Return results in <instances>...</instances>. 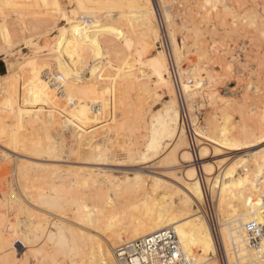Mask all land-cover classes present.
<instances>
[{
  "label": "bare ground",
  "instance_id": "1",
  "mask_svg": "<svg viewBox=\"0 0 264 264\" xmlns=\"http://www.w3.org/2000/svg\"><path fill=\"white\" fill-rule=\"evenodd\" d=\"M43 1L44 3H51L55 6L54 8L56 10L61 9L60 0ZM75 2L77 5L76 8L69 12L67 25L62 27L64 38L57 41L58 49L43 55L33 54L32 56L19 57L17 61L10 65L7 73H0V100L6 105L0 108V134L2 132L3 135L6 134L8 137L5 138L6 140L4 142L8 143L7 145H10L13 151L20 149L23 151L24 149L36 157H59V153L56 151L61 147L64 150V148L70 145L72 149H77L79 154L84 151L87 155H78L80 159L82 157V160L87 159V162L90 160L91 162L101 164L112 161L115 163L122 162L123 164V161L126 163V161L133 162L139 160L141 162L146 161L145 163L147 165H145V168H152L160 159L163 162L173 159L178 163L180 160L184 161L189 164V167L181 168L174 172L172 175L176 179L172 181L168 179V181L170 180L168 183L161 181L165 175L159 171V173L148 171L153 174L154 178L151 175L153 179L150 183H146L144 187H142L145 184L144 181L146 179L148 180L143 175L144 172H135L133 176L125 174L124 177L115 179L110 169L97 167L96 169L86 170L82 185H76L75 182L69 185L60 183L54 184L51 192L41 190L28 191L27 196L29 195V199H34L40 204L56 211H62L67 204L79 201L78 196L80 197L82 195V205L80 206V214H78L82 218V221L85 220V222L91 223L92 225L100 220L104 206L106 209L114 206L117 203L118 197L126 194L123 190H129L131 192V200L133 201H130V198L129 201L133 205L138 203L139 199H141L140 196H142L145 190L144 195L145 193L147 194L148 188L150 189V193L148 194L151 196L150 200H153L151 201L152 204L150 203L151 206L148 205L150 207H147L146 210L145 208H139L142 206L140 205L141 203L139 204L140 206L135 205L134 207L132 204H129L128 207L131 206L130 211L128 209L129 212L127 210L123 211V217L126 213L128 218L125 217V220L129 219L127 220L128 222L125 223V221V224L119 223V225L115 220V222L104 224L105 226L100 229L99 237L92 233L93 231L90 227L85 228V233H81L80 228L79 231L78 229L75 230L73 226L68 225L70 222L67 223L66 221L67 224L53 222L55 226H53V230L51 228L52 226H48L52 219H43V221L41 220V225L38 226L35 224L37 225L35 227H40L38 233L34 234L36 232L35 227H32L34 228L35 232L33 231V234L35 236L33 238L30 237L29 241L26 240L27 243L30 242L28 248L30 247L34 253H39V256L43 252L45 258L52 259L53 262L50 261L52 264H128L119 256V250L126 248L129 243L160 230L172 228L178 234L183 251L188 256H192L195 262L198 264H221L216 238V236L218 238L219 236L213 231L206 216L204 210L206 194L202 180L198 177V167L194 165L196 160L201 161L205 158L202 154L204 153L202 151V145L206 143L201 140L197 143L199 154L196 159L189 142L190 137L188 136L185 120L183 119V109L176 89L177 87L174 85L169 57L164 49L156 47L157 42L162 39L163 34L160 24L156 25L158 19L156 20L157 11L153 5L154 2L152 0H128L136 11L134 13L135 15L129 17V24L134 23L135 27H141V29L139 28L140 35H142L141 39L144 41L142 45L138 42L137 45L135 44V47L133 45L134 40H132L130 34L128 35L126 33L128 32L127 30L123 32L111 23H108L110 19H113L112 17H107V22L99 27L95 22V20H98L97 12L90 8V6L88 7L85 4V0H75ZM206 2L211 3L213 8H217V4L221 3L223 8L217 9L216 12L214 9L213 21L210 25L208 24L210 41L207 40V42L203 36L207 32L206 28V31L199 29V31H195L196 33L194 32L193 45L196 46V57L199 58L200 62L203 61V63H212L210 61L214 63L216 61V63H220L223 66V69H221L227 72L231 68L232 62L235 63L234 61H237L239 64L243 63V61L239 60L238 54L236 55L233 52L234 48L232 46L235 41L230 36L235 34L239 35V29L246 24H248V27L252 25L253 28V24H257L258 20L264 24V15L257 8L250 9L251 5L248 7L249 9L245 7V10H239V8L237 9V2L234 3L232 1L231 4V0H206ZM247 2L249 1L247 0ZM261 4L263 6V3ZM227 16H231L229 19H232L230 26H227ZM2 17L0 18V55H7L15 45L16 41L14 42L13 40L16 38V40H19L21 37H19L20 34L17 32L18 28L10 26L8 19ZM90 17L95 19L93 24H88L86 21ZM164 17L169 22L170 16L167 12H164ZM124 19L127 20L126 18ZM43 20L40 23H35L36 21L32 22V24L35 25L34 28H39L41 30L40 32L46 33L56 22L54 19H46V25H44L42 23L44 22ZM126 22L128 24V21ZM239 22L240 24H238ZM121 31L123 32V34L121 33L122 36L120 35ZM130 31L133 32L134 30L132 31L131 29ZM14 37L16 38L14 39ZM169 37L174 53V61L179 63L180 68L181 59L184 55L179 48L172 28L169 29ZM228 37H230L229 39L231 41ZM236 38L238 39V37ZM254 41L256 42V40ZM260 44L259 47L261 46ZM123 45L127 50L129 49L131 51L125 53ZM132 46L134 49L131 48ZM256 48L258 47L256 46ZM245 51H247V48H245ZM129 53L133 58L130 59L133 61L129 59ZM187 53L189 52L187 51ZM254 57L258 56L255 55ZM245 60L247 59L245 58ZM200 62L199 64H202ZM86 66H88V79L87 77L86 79H81L78 71L83 67L86 68ZM109 69L113 71V74L106 73L110 71ZM196 70V72H193L195 80L189 77V73H186V78L182 75L184 73L181 74L180 90L183 96L185 95L184 104L189 112L190 110L192 111L194 106L193 98L196 94L195 87L199 86L203 76L207 75V78H211L212 80V78L219 75L213 64L210 67H205L203 64V66H199ZM138 71H140V74ZM140 77L144 78L141 79ZM203 82L206 81L204 80ZM248 85L241 95V100L237 101L238 104L247 105L249 100L255 103L261 101V96L263 95V88L259 87L261 85L255 84L254 86L253 84V89ZM193 86L194 88H191ZM202 87L204 86L202 85ZM130 89H135L134 91H136L134 98H136L137 102L135 101L134 104L131 101L132 97L129 99L131 95L130 91H132ZM157 89L161 90V97L162 94H167L168 98L165 101H163L164 99L162 100L163 106H161L163 108L160 106L161 111L159 112V109L158 113L153 114L150 112L151 108H149L151 105H148L149 107L147 106L148 108H146L145 105L143 106L141 104V106L138 104L141 101L146 102L144 100L148 96L154 97V95L159 94ZM251 90L254 96H252ZM211 99L213 101L215 100L214 97ZM152 103L150 102V104ZM223 103L226 102L223 101ZM132 104L135 108L140 106V108H145L140 110H138L139 108L136 110L133 108L134 115L130 116L128 115V111H132L133 113V110L130 108ZM1 110L7 111L11 117L16 118L18 124L16 130L22 127H32L33 131L29 129V131H32V136L29 135V131H25L27 133L22 136V133H17L19 130L16 131L14 129V132L13 128L12 131L8 130L10 132L5 131V122H2L3 113ZM109 116L113 120V126L111 128L114 130H112V133H109L111 130L106 126L107 129H104L108 134L100 140L96 139L95 133L87 131L84 128V125L105 119L108 120L107 118ZM192 116L191 121L193 127L199 131L196 118ZM228 118L229 116L227 114L222 116V120L224 121ZM24 120L27 121L29 126H25L26 122ZM53 126H56V129L58 128V135L56 134V138L58 139H55V141L52 140L51 142L50 140L49 142H43L42 138L37 136V133L40 129L46 132ZM132 126L138 131L140 129L145 130L143 136L148 135L146 143L143 142L146 148L141 149L140 146L136 148L135 145V148L129 146L127 149L124 146L126 153L118 154L123 156L115 157L117 154H114L115 151L113 153L109 152L108 148H106L107 145L99 147L101 146V143L99 144L100 141L103 143L111 142V139L113 140L114 137L117 138L116 136L119 135L120 130L125 127L133 129ZM210 130H212V134L209 133V136L211 135L210 137L219 146L213 148L214 158L209 162H203L201 170L205 174L206 184L210 185L213 201L214 194L216 195L215 214L221 235L219 240L223 244L226 261L228 264H264V249L258 250L251 247L246 232V224L249 221H264V148H258L264 144V141L257 139L260 135L264 134V120L259 122L254 130H248L244 127L240 136L231 135L225 123H214ZM67 131L71 132H69L71 137L70 141L67 140L70 138H67V134L69 135ZM124 131L127 132V130ZM137 133L139 135V132ZM138 135H135V137ZM44 139L46 138L44 137ZM113 142L116 143V141ZM239 145H241L242 152L244 153L243 155L240 153L241 156L239 153L234 155L235 152H233V150H237L234 148ZM83 146H88L89 148L82 150ZM224 149H230V152L226 156L222 155L225 154ZM77 150L75 151L76 153H78ZM61 155L62 153H60ZM219 157H221V162H228V167L224 172L222 171V175H214V166L217 164L218 161L216 160ZM157 158L160 159L155 161L154 159ZM178 159L180 160L178 161ZM80 170L81 168H76L74 171ZM78 179L77 176V179L74 180ZM131 180H133L131 183L135 180H142L140 182L144 184L140 187L133 186V184L129 185ZM125 181L128 182L125 183ZM113 184H115V191L111 187ZM107 187L109 189L112 188L113 193H111V189L109 190V192L111 191L110 193L107 191L105 193L103 190ZM156 188H158L157 192L159 190L161 192H154ZM87 189H89L90 194L86 195L85 191L87 192ZM142 189L145 190L141 194ZM135 195L136 198H134ZM138 195H140L139 198ZM129 196L131 195L129 194ZM88 198L92 201V203L90 202L91 205H88L89 203L86 202ZM0 203L3 204L1 201ZM136 207H138V210H136V214H133L135 210L132 211V209H137ZM140 209L141 212L143 210L144 212L138 213L137 215V211ZM14 232L17 233L16 230ZM10 237L12 236L6 237L2 233L0 235V264H25L19 260L22 258L20 254H16L17 249L14 246L15 239H11ZM46 241H51L48 244L53 243V245L51 244L49 246L51 247V251L48 250V247L47 249L44 247ZM117 244L119 245L117 246ZM86 245L89 246V249L88 247L84 249ZM43 258L44 256L41 259ZM43 260L46 261L47 259Z\"/></svg>",
  "mask_w": 264,
  "mask_h": 264
},
{
  "label": "rangeland",
  "instance_id": "2",
  "mask_svg": "<svg viewBox=\"0 0 264 264\" xmlns=\"http://www.w3.org/2000/svg\"><path fill=\"white\" fill-rule=\"evenodd\" d=\"M10 1H12V2H10ZM14 1H16V2H14ZM87 1H89V0H85V4L88 7L90 6V8L94 9L98 15L97 21L95 19H93L92 17L88 18L86 20L88 24H93L94 20H95L96 24L99 25V27H100L103 23L107 22V20H106L107 17H112L113 19H110L111 21L109 20L108 23H111L112 25L117 27L119 30H122L123 32L124 31L126 32V30H127L129 33L128 32H126V33L128 35L130 34V37H132V40H134V44H133L134 47L138 44V42L140 45H142L144 43V41L141 39L142 35H140L141 34L140 33L141 27L139 25H138L139 26L138 28H137V26L135 27L134 23H133L134 25L129 24V17L131 15H135L134 13L136 11L134 10L135 8L130 5L128 0H90L89 2H87ZM152 1L154 2L153 5L157 11L156 20L157 19L158 20L157 21L155 20L156 25L160 24L161 29H162V34H163L162 39H160L157 42L156 47H159L160 49H164L166 51L168 57H169V60L171 58L172 62H175V63H173V67L174 66L175 67H174V71L172 70V74H173V78H174L173 79L174 85L177 87L176 89L178 91V95H179V99H180L181 104L185 103V95L183 96V94L181 93V90H180V84H181L180 81H181V74L182 73H184V74H182L183 77L186 75V73L187 74L189 73L188 74L189 77L195 80L193 72L194 71L196 72L197 71L196 69L199 66H203V64H204L205 67H210L213 64L215 70L218 71V74H219L215 78H212V80H211V78L210 79L207 78L208 77L207 75L203 76L202 81L205 80L206 82L202 83V81H201L199 86L197 84L198 87H195L196 94L193 98V100H194L193 109H192V111L190 110V112H189L188 109L186 108L187 112H185V115H183V117H184L183 119L185 120L187 131H188V136L190 137L189 142L191 144L192 152L194 153V156L196 159L198 158L197 155L199 154L197 143H199V140L206 143V144L202 145V151L204 152L202 154L204 155L205 158H203L201 161L196 160L194 162L195 163L194 165H196L198 167V171H199L198 177L201 178V180H202V184H203L204 191L206 194L205 205H204V210L206 212V216L210 222V225H211L213 231L217 233L219 238H221L216 215L215 216L212 215V209L213 208H214V210L216 209V202H217L216 197H215L216 195L214 194V201H213V199H212L213 196L211 194V188H210L209 184L208 185L206 184L207 182L205 179V174H204L203 170H201L202 169L201 165L203 162H209V161H211L212 158H214L213 148L216 146H219V145H217V142L212 137H210L211 135L209 136V133L212 134V130H210V129H212V126L214 123H218V124L225 123V126L227 127V129L231 135L240 136L242 134L244 127L247 128L248 130H254L257 127L258 123L264 120V99H263L264 98V54H263L264 53V43H263V41H264V24H262L260 20H258L257 24L256 23L253 24L254 28L252 25H251L252 26V28H251V26L248 27V24H246L242 28L239 27L240 29H239L238 34L240 36L237 34L230 36L232 39H234L233 41H235V43L233 42L234 45L232 46V48H234L233 52H234V54L236 53V55L238 54L239 60L243 61L244 64L243 63L239 64L237 61H234L235 63L232 62V66L228 70L229 72L228 71L226 72L225 70H222L223 66L220 63H216V61L214 62L215 64L213 63V61H210L212 63H205V62L203 63V61L200 62L199 58L196 57V54H197V53H195L196 46L193 45L194 44L193 43L194 42V35L197 32V30L199 31V29H202L203 31H206V29H207V32H205V34L203 36H204V39L206 41L207 40L210 41V34H209L210 32L208 30V27L213 21L212 17L214 18V13L216 12V10L219 8L220 9L223 8L221 3H219L220 5L217 4V6H218L217 8H215V7L213 8V5L209 2H206V0H152ZM232 1L234 3L237 2V0H235V1L231 0V4H232ZM242 1L240 3V0H239L236 3V4H238L237 9L239 8V10H245V7H247V9H249L248 7L251 5L250 9L257 8V10H259L260 13L263 12L262 15H264V0H252L254 2H252L250 0H248L249 2H247V0H245V1L242 0ZM261 3H263V6ZM0 4H1L0 5L1 6L0 18L3 16L4 18L8 19V24L10 26L17 27L18 28L17 32H19V34L21 35V36L19 35V37H21L19 40H16L17 39L16 37H14V39L16 38L15 40L12 39L14 42L15 41L16 42H15V45L12 47L9 54L0 55V73H3V74L8 72L10 65L13 62L17 61L19 59V57L32 56L33 54L43 55V54H47L53 50L58 49L57 41H60L64 38L63 37L64 34L62 33V29H63L62 27H65V25H67L69 12L71 10L75 9L77 6L75 0H60V7H61L60 10H56L54 8L55 6H53L51 3L49 4V2L44 3L43 0L42 1L41 0H9V1L8 0H1ZM211 8H213V9H211ZM214 9H215V12H214ZM46 12H47V14H46ZM164 12H167L170 16V19H169V22L171 24L170 26H169V22H167V20L164 17ZM49 13L50 14L53 13V14L50 15ZM51 17H53V18H51ZM33 18H35V19H33ZM124 18H126L127 20H125ZM229 18H231V16H229L227 19V23H228L227 26L228 25L230 26V23H232V21H231L232 19H229ZM46 19H50V20L54 19L56 22L50 28V30H48L46 33L45 32L43 33V32H40L41 30H39V28H34L35 25L32 24V22L36 21L35 23H40V21L43 20L44 22H42V23L44 25H46V23H45ZM117 20H118V22H117ZM126 21H128V24ZM43 24H41V25H43ZM238 24H240V22ZM127 25H129L130 27L132 25L133 26L130 28ZM195 25H196V27H195ZM31 27H32V29L33 28L34 29L32 30ZM256 27H258V28L256 29ZM125 28H127V29H125ZM168 28L169 29L172 28L174 30L179 48L181 49V51L183 52V55H184V56L182 55L183 57L181 59L180 68H179V63L174 61L175 58H174L173 49H172L171 43H170L169 29ZM195 28H197V29H195ZM131 29H132V31L133 30L134 31L131 32L130 31ZM248 29L249 30L251 29V30L249 31ZM49 31H51V32H49ZM122 31L120 32L121 36L123 34ZM38 32H39V34H38ZM126 33H124V34H126ZM249 34H251V35L249 36ZM245 36H247V37H245ZM43 37H45V38H43ZM230 37H228V39ZM236 37H238V39ZM226 38H227V36H226ZM243 38L244 39L246 38V39L244 40ZM259 38H262V39H259ZM257 39H259V40H257ZM254 40H256V42ZM259 43H261L260 47H259ZM256 46L259 49L256 48ZM123 47H124L123 50L125 53L131 51L129 49L127 50V48L124 45H123ZM131 48H133V46ZM245 48H247V51H245ZM133 49H132V51H133ZM187 51L189 53H187ZM259 53H260V55H259ZM145 54H147V53H145ZM255 55L258 57H254ZM244 56H246V57H244ZM128 57H129V59L132 58L130 53H129ZM245 58L247 60H245ZM131 61H133V60H131ZM198 61L202 64H199ZM135 64H137V63H135ZM232 68H233V70H232ZM80 70H82L83 73H81L82 71L80 72ZM80 70L78 71V73H80L79 76L81 77V79H86V77L88 79V73H87L88 72V66H86V68L83 67ZM142 70H144V68H142ZM178 70H179V72H178ZM139 72L140 71H138V73ZM106 73L113 74V71L110 70V71H107ZM179 73H180V75H178ZM186 77L187 76H185L184 78H186ZM140 78L143 79L144 77H140ZM207 79H208V81H207ZM248 81H251V82H248ZM252 83L254 84V86H255V84H258V85L260 84L261 86H259V87L263 88L262 89L263 95L261 96L262 102L260 101V102L255 103V102H252L251 100H249L247 105L246 104H238L237 101L241 100V98H242L241 95L243 94L245 87L249 84L251 86L250 88H252V86H253ZM202 85L204 87H202ZM191 88H194V86ZM196 89H197V91H196ZM130 90H132V89H130ZM134 90H132L133 92L130 91L131 95L129 97V99L132 97L131 101L133 102V104L135 103V101L137 102L136 98H134V96L136 95L135 94L136 91H134ZM157 91L159 92V94L154 95L155 98L153 96L152 97L148 96L144 100L147 102V104H146V102L141 101L140 104H138V105H141V104L143 106L145 105L146 108H148L151 105V107H149V108H151L150 112H152L153 114L158 113V110L163 106L162 103H163V101H165L168 98V95L162 94V97H161V93H162L161 90L157 89ZM251 94H252V96H254L252 90H251ZM212 97H214V99H215L214 101L211 99ZM152 98H154V99H152ZM149 99H150V101H149ZM222 99H224V100H222ZM151 100L154 102L152 103ZM223 101H225L226 103H223ZM2 102L3 101L0 100V108H3L6 106ZM150 102L153 104V106H152V104H150ZM133 104H132V106L130 105L131 110H133V108H135V107H133L134 106ZM224 104L226 107L224 106ZM140 107H136L134 110H136L138 108H139L138 110L145 108V107H143V108H140ZM134 110H133V113H132V111L131 112L128 111V113H129L128 115H130V116L134 115ZM1 111L3 113V114L1 113L3 116L2 122H5L4 123V127L6 128L5 131L7 130V132H10L8 130L12 131V128H13V130L14 129L16 130V128H18L16 118L11 117L7 111H4V110H1ZM160 111H161V109L159 110V112ZM5 113H6V115H5ZM224 114H227L229 116V118L226 121L222 120V116ZM191 115H193L192 117L196 118V122L198 124L199 131L195 130V127H193V124L191 121ZM107 119L108 120L105 119L103 121L101 120V121L94 122L92 124L84 125V128H86L87 131H91V132L95 133L96 139L100 140L103 136L108 134L105 130V129H107V127H109L111 130L109 133H112V130H114L113 128H111L113 126V120L110 119V116ZM24 122H26L25 126L26 125L29 126L27 121L24 120ZM125 128H127V129H125ZM125 128L120 130L119 135L116 136L117 138L114 137L113 140L111 139V142L109 141L110 143L109 142L103 143L102 141H100L99 144L101 143V146H99V147H103V146L107 145L106 148H108L109 152L113 153L115 151L114 154L115 153L117 154L115 157L123 156V155H118V154H121V153L124 154V152L126 153V148L127 147L129 148V146H131V147L133 146L135 148V145H136V148H138V146H140L141 149L146 148L145 147L146 145L144 143H146L148 135L143 136L145 133L144 129H140V131H138L134 127H133V129L132 128L130 129L129 127H125ZM29 129L33 131L32 127L31 128L30 127H28V128L22 127L21 129L20 128L17 129V130H19V132H17V133H20V134L22 133V136H23V134L25 135V133H27L25 131H29ZM57 129H56V126L51 127L46 132H45V130L43 132L42 129H40V131L37 133V136L38 137L40 136L42 138L43 142H49V140H50V142L52 140L55 141V139L56 140L58 139V138H56L57 137L56 134L58 135ZM15 130H14V132H15ZM124 130H127L128 135H127V132ZM133 130H134V132H133ZM32 131H29L30 133L28 132L30 136H32L31 135ZM122 131H124V132H122ZM141 131H143L142 132L143 134L141 133ZM67 132L69 133L70 131H67ZM135 132H136V134H135ZM137 132H139V135L141 134V136L143 138L141 136H139ZM70 133H69V135L67 134V138L70 137ZM0 135L2 136V137L0 136L1 137L0 138V201L3 202V204L0 203V224L1 225L3 224L2 226L0 225V229H1L0 235L2 233V235H5L6 237L12 236L13 238L12 237H10V238L15 239L14 240V242H15L14 246L17 249L16 254H18V255L20 254V256L22 258H20V256H19V258H20L19 260H21V263H25V264H48L50 261H52L51 258H49V259L47 257L45 258V255L43 252L41 253L42 255L40 254V256H39V253H34L30 247L28 248V246H30L29 245L30 242L27 243V241H29L30 237L33 238L35 236L34 234L38 233V230L40 229V227L37 228L35 226L41 225L40 223L43 221V219L44 220L45 219L50 220V218L52 219V220H50V224H48V226H52L51 228L53 230L55 227L53 225V222H57V223L62 222L65 224L70 222L71 224L68 223V225L73 226V228L75 230L78 229V231H79L81 229L80 232L85 233L86 232L85 228L90 227L93 231L92 233L94 235L95 234L98 235V237H99L100 236V229H101V227L105 226L104 224H107L108 222H115V220H116L117 224L127 223L128 222L127 220H129V219L125 220V217H127V214L125 213L126 216L124 215V217H123V213H124L123 211H126L127 209L130 211L131 206L130 207H128V206H129V204L133 205V203L130 202V201H133V200H131V198H132L131 192H129V190H123L126 192V194L122 195V197H118L117 203H115L114 206L109 207L107 209L104 206L103 213L101 214L102 211L99 212L101 214L100 215L101 221L98 220L95 222L94 225H92L91 223L89 224L88 222H85V220L82 221L81 220L82 218H80L79 214H80V206L82 205L81 204L82 195H80V197L78 196L79 201L74 202L72 204H67L62 211H56V210L49 208L48 206H44V205L40 204L39 202L35 201L34 199H29V195L27 196L28 191L30 192L31 190H34V191H36V190L40 191L41 190L44 192H51L52 186L54 184H60V183L69 185L70 183L75 182L76 185H82L83 184L82 180L84 179V176L86 175V170L87 169H96L97 167H105L107 169H110L111 174L113 175V177L115 179H119L120 177H124L125 174H129V175L133 176L135 174V172H141V173L144 172L143 175L146 178H148V180L149 179L150 180L148 181L145 178L146 180L145 181L143 180L145 184L140 182L142 180H140V181L135 180L133 183H131L133 181V180H131L129 182V185L133 184V186H136V187L137 186L140 187L142 184H144V185H142V187H144V186H146V183L151 182V180L154 178V176H153V174L149 173L148 171L155 172V173H159V172L162 173L163 175H165V177L164 178L162 177L163 179L161 178L162 179L161 181L163 183L165 181H166V183H168L170 180L172 181L173 179H176L175 176L172 175L174 172L178 171L181 168L189 167L188 163H185L184 161H181L180 159H178V161L180 160L179 163L175 162L173 159H171L170 161H164L163 162V160L160 159L161 157L159 158L160 160L158 158L154 159L155 161H157V160H159V161L156 164H154L153 167L151 166L152 168H145V165H147V163H145L146 161H143L144 162L143 163L139 160H138L139 162L136 160L133 162L126 161V163L123 161V164H122V162H118V163L116 162L115 163L112 161L101 163V164H99L97 162L96 163L91 162L90 160H88V162H87V159L82 160V157L80 159V156H79L80 154H81V156L87 155V154L84 151L80 152V154H79V151L77 149H75V150L72 149L70 147V145H69V147L64 148V150L62 149L63 147H61L59 145L61 148L58 149L59 152L56 151L57 153H59V157H56V158L49 157V156L36 157V156H33L32 154L28 153V151H26L24 149H23V151H22V149H20L21 151L20 150L13 151L11 146L7 145L8 143L4 142V140H6L5 138H8L6 136V134L3 135V133L1 132ZM135 135H138V136L135 137ZM37 136L35 135V137H37ZM44 137L46 139H44ZM137 137H138V139H136ZM131 138H133V139H131ZM257 139L259 141H264V134L260 135ZM67 140L70 141L71 137ZM113 141H116V143ZM134 141H136V142H134ZM127 143H128V145H127ZM138 143H139V145H137ZM141 143H142V145H141ZM111 146H112V148H111ZM114 147H115V149H114ZM86 148H89V147L83 146L82 150H85ZM258 148L263 149L264 144H262ZM234 149H237V150H233V152H235L234 155L238 154V153H239V155H240V153H241V155L244 154L242 152L243 150L241 149V145L236 146V148H234ZM67 150H69V151H67ZM76 150L78 153L75 152ZM229 150L230 149H224L225 154H222V155L226 156L227 153L230 152ZM66 151L69 153H67ZM60 153H62L63 156L62 155L60 156ZM220 159H221V157L217 158V160H216L218 162L214 166V172H215L214 175H217V174L222 175L224 170L228 167V162L227 161L221 162ZM76 168H81V170L80 171H74ZM146 174H148V175H146ZM151 175L153 178L151 177ZM77 176L79 179L74 180V179H77ZM168 179H170V180L168 181ZM127 182L125 181V183H127ZM111 187L114 188V191L116 190L115 184H113ZM157 187L159 188V186H157ZM112 188H110L111 191H112ZM158 188L154 189L155 190L154 192H157ZM110 189H109V187H107L106 189L104 188L103 191L105 193H106V191L108 193H110L111 192V191L109 192ZM159 189L161 190V188H159ZM144 190L145 189H142V191L140 193L142 194V192ZM148 190H147V194L145 193V195H144V192L146 191L145 190L143 192L142 196L138 195V198L140 196L141 199H139L138 203L135 204L136 206H138L141 203L140 205H142V206L139 205L140 206L139 208H142V209L145 208V210L147 209V207L149 208L151 206V204H152L151 201H153V200H150L151 196L148 195L150 193V189L148 188ZM160 190L157 193L162 191V190L161 191ZM87 192L85 191L86 195L90 194L89 189H87ZM120 192H122V191H120ZM111 193H113V191ZM134 193L137 194L136 192H134ZM3 194H5V195H3ZM129 194L131 196H129ZM152 197H153V195H152ZM7 198H9V199H7ZM129 198H130V201H129ZM134 198H136V195L134 196ZM2 199H3V201H2ZM5 199H6V201H5ZM87 200L88 201H86V202L89 203L88 205H91V203H92L91 199L88 198ZM143 203H144V205H143ZM135 205H133V207ZM148 205H150V206H148ZM136 208L137 209H132V211L135 210V213H133V214H136V210H138V207H136ZM139 211H137V215H138V213L144 212V210L141 212V209ZM120 213H121V216H120ZM117 215H118V217H117ZM204 219H205V217H204ZM221 219H222V214H221ZM30 220H31V222H30ZM118 220H120V221H118ZM12 223H13V225H12ZM35 224H37V225H35ZM15 225H16V227H15ZM32 225H34V226H32ZM32 227H35L36 232L34 231V228H32ZM15 230L17 231V233L14 232ZM28 230L31 231V233H29ZM82 231H84V232H82ZM19 234H20V236H19ZM25 234H27L29 236H27ZM49 242H51V241H46L44 247H46V249L48 247V250L51 251L50 250L51 247H49V246H51V244L53 245V243L48 244ZM122 243H124V242H122ZM122 243H119V244H122ZM119 244H117V246ZM85 247H84V249H87V247L89 249V246L86 245ZM29 251H30V253H29ZM24 253H25V255H23ZM43 256H44L43 259H47L46 261L41 259ZM24 257H25V260H24ZM52 262H50L49 264H52Z\"/></svg>",
  "mask_w": 264,
  "mask_h": 264
},
{
  "label": "built area",
  "instance_id": "3",
  "mask_svg": "<svg viewBox=\"0 0 264 264\" xmlns=\"http://www.w3.org/2000/svg\"><path fill=\"white\" fill-rule=\"evenodd\" d=\"M172 70L173 62L170 58ZM185 115V104H181ZM215 216V210L212 209ZM248 242L251 247L264 249V221L252 220L246 224ZM217 238V247L221 264H228L224 254L223 244ZM118 254L128 264H198L182 249L177 232L172 228H165L148 235L135 242L127 244Z\"/></svg>",
  "mask_w": 264,
  "mask_h": 264
}]
</instances>
